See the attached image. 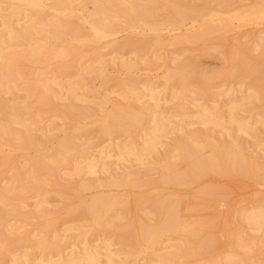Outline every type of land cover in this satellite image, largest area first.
Here are the masks:
<instances>
[{
    "label": "rangeland",
    "instance_id": "rangeland-1",
    "mask_svg": "<svg viewBox=\"0 0 264 264\" xmlns=\"http://www.w3.org/2000/svg\"><path fill=\"white\" fill-rule=\"evenodd\" d=\"M211 3L210 11L196 19H188L182 23L157 21L155 25L126 23V14L114 9L110 15L118 27L114 34L103 36L96 41L98 37L94 39L91 28V22L95 18L93 12L96 0H76L64 12V15L75 21L80 17L85 18L84 21L80 19V22L86 34L90 36V40L80 43L77 52L72 54L55 55L46 60L26 62L23 65L28 70L18 73L16 83H9L5 80L7 87L0 85V95L11 104L22 108L19 121L12 124L13 128L18 131H27L31 140L35 141L33 145L22 148L20 145L11 146L4 138H0V147L6 153L13 154L15 159L13 166L18 167L21 173V177L14 184L10 180L15 175V170L12 165L6 166L0 170V185L8 188L9 193L5 192L8 195L14 194L15 197L20 195L21 198L18 199L25 204H20L21 212L14 211L10 215L12 211L9 208L12 206L0 202L1 223H6L7 225L4 224V226L7 227L9 224L22 225L20 233L13 235L8 232L7 227L4 228L0 224V234L3 233L0 239H3V236L5 239H9V236L10 239L19 238L17 239L19 243L14 245L15 247L7 248L4 254L2 251L0 264H16L15 258L20 253L31 255V258H41L44 255L42 249H37L38 247L36 248L32 242L38 238L37 227L43 225L47 219L56 220L59 236H64L66 228L70 226L78 227L74 233L89 230L90 222L78 218L71 221L64 208L69 203L75 204L82 198L89 199L98 193L126 198L127 209H129L127 219L131 220L141 216L147 222H156L161 218L157 213L144 215L140 212L141 207L149 206L150 200L165 198L176 200L175 209L181 222L194 223L196 227L205 222H216L218 226L214 229L215 237L221 242L225 241L224 245L220 249L204 254L203 249L194 250L195 244L190 241L192 238L180 231L181 225V229L164 235L165 237H162L153 248L141 251L133 248L134 244L119 229L108 227L105 231L95 233L97 235L92 233V238L90 237L92 241H89V244L84 242V239H80L82 241L77 239V242H82L78 245L73 240L75 247H72L71 243V245L67 242L61 243V245L67 246L68 244L69 246L63 255L67 256L72 251L83 253L84 248H88L90 249H87L88 252L96 249L100 252L103 262L99 261V264H162L154 253L165 255L167 252H175L176 247L182 246L191 252L198 253V256L185 260L191 264H214L216 260L228 264V258L234 253L239 256L247 255L252 261H256L257 258L264 260V232L250 229L244 219L250 211L264 208V177L255 180V178L232 177L217 172H208L202 176H196L185 184L164 182L161 179L164 174L170 172L162 170L160 161L174 160L173 155L179 152L175 148V142L181 136H185L183 135L184 130L203 131L208 137L221 143L231 142V136L234 135L243 146L244 154L255 157V159H264V126L256 124L258 118H264V91L260 101L254 103L245 99L251 93L249 87L264 86V73L243 71L235 56L237 52L255 59L264 57V2L230 0L226 4L216 3V1ZM7 5L5 0H0V17L10 12ZM43 11L42 15L47 19L54 15V11L47 6V2L44 4ZM209 18H215L213 22L224 27L220 33L199 42L176 41L195 32L201 22L208 21ZM25 23L26 20H21L19 25L23 26ZM42 36L44 38L38 45L58 46L59 49L61 45H70L72 40L68 37L66 42H62L61 39L57 41L47 33H43ZM20 49L17 48V50ZM187 56L194 58V62L209 72V76L212 77L208 85L189 81V92L184 91V84L180 80L167 79L168 73L175 65L174 60H182ZM125 61L136 63V66L126 69L123 66ZM68 65L72 68L67 69ZM90 65L93 66L91 71L101 67L100 65H103V68L91 74L85 73L82 68ZM49 79L53 80L54 92L47 95H51L52 103L42 105L40 103L42 91L37 89L33 95L31 94L32 96H29L27 90L31 85L36 87ZM122 81L136 86L144 94L141 100L133 101L135 106L148 107L152 103L151 97L159 96L157 100H160L156 104L160 107L158 109L159 121L163 124L160 133L163 137L160 139L158 148L154 150V155L146 152L141 163L136 161L134 156L125 157L124 161H117L118 151L113 148L117 143L125 144L135 140L140 146L143 137L152 133L155 128V120L152 116H150L151 120L144 121L142 125L138 124L137 130L133 133L102 135L97 128V124H100L103 119L98 106L94 107L97 110L95 116L85 118L67 116L61 105L68 96V92L74 89L79 96V102H83L84 106L94 104L93 102H97L98 98L103 96H109L108 98H111L113 102L118 101L121 99L119 91H121ZM165 89H168V92H164ZM224 91L227 93L223 94ZM104 107L107 110L111 109L112 101H108ZM207 107H215L224 119L219 124H205L202 112ZM7 110L9 111V108ZM233 118L239 123L246 121L254 124L255 128L249 132L250 134L239 132L237 122H233ZM66 139L73 140L84 150L86 146L90 147L84 151L85 154L82 156H76L80 162L81 171L76 169V160L63 162V164L52 162L50 159L57 154L56 148L60 142ZM100 152L106 159L96 165L94 174H89L88 164ZM45 163H51V169L49 166L42 169L43 165H47ZM176 167L181 172L186 171L188 162L178 161ZM128 170L136 172L133 177L138 181L136 184L99 185L98 181L102 180L105 174L116 176ZM144 170L147 172L141 173ZM33 172L38 177L40 176L41 180L44 179L40 188H34L32 175L36 174ZM75 173L77 175H74ZM71 175L75 178H71ZM84 179L94 180L95 184L88 189L80 190L77 184ZM27 184L32 185L33 188H27ZM205 192H211V194ZM41 198L48 199L46 207L51 212L55 211L51 216L48 215L49 218L35 216L36 205L42 200ZM117 209L118 207L112 208L114 215ZM51 234L52 239L54 232ZM241 235L245 238L254 235L259 240L256 245L255 243L250 244L248 249H244L233 243V240ZM1 245L0 248L3 249L4 246ZM24 259L26 260L27 257L21 256L20 260L25 261ZM178 262V264H183V260ZM238 264H243V261Z\"/></svg>",
    "mask_w": 264,
    "mask_h": 264
},
{
    "label": "bare ground",
    "instance_id": "bare-ground-1",
    "mask_svg": "<svg viewBox=\"0 0 264 264\" xmlns=\"http://www.w3.org/2000/svg\"><path fill=\"white\" fill-rule=\"evenodd\" d=\"M5 1L8 4L7 7L10 9V12L0 17V85H4V87H7L4 83L5 80H7L9 83H16L18 73L26 72L28 70L25 65H23L24 63H31L40 59L46 60L55 55L62 56L70 53L72 54L77 52L80 43L90 40V36L86 34L80 22V19L84 21L85 18L80 17V19L78 18V20L75 21L70 17H66L67 15H64V12L70 6H72L76 0ZM215 1L216 3L219 2L226 4L230 0H96V5L93 12L95 18L91 22L93 37L96 39L97 36V41L103 36L114 34L116 28L118 27L110 15L114 9L126 14L125 21L126 23L130 24L139 25L140 23H144L155 25L157 21L182 23L188 19H196L205 12L210 11L209 7L212 4L211 2ZM45 2H47V6L54 11V15L50 19H47L44 15H42L44 12L43 10ZM259 2H264V0H259ZM108 5H110V7ZM209 19L210 20L208 21L204 20L201 22L195 32H192L185 38L181 40L178 39L176 41L185 43L199 42L205 38H209L211 36H215L217 33H220L224 27L214 23L215 21L213 22V20L215 18ZM21 20H26V23L23 26L19 25ZM43 33L51 34L57 41L61 39L62 42H66L68 37H71L72 40L70 41V45L68 44L69 46L66 44L61 45L60 49L58 46L49 47L38 45V43L44 38L42 36ZM17 48L21 49L17 50ZM235 56L237 57L240 67L243 71H253L258 74L264 73V57L255 59L247 54H241L237 52L235 53ZM174 61L175 65L168 73L167 79L180 80L184 84L185 92H189V81H196V83L200 85H208L212 80V77L208 74L209 72L205 71L196 62H194V58L192 59L191 57L187 56L182 60L175 59ZM135 64L136 63L127 61L123 62V66L126 69L134 68L136 66ZM100 66L101 67H98L97 69L94 68L92 71V65L84 66L82 69L85 71V73L88 72V74H91L93 71L96 72L102 70L103 65ZM71 68V65L67 66V69ZM84 78L85 77H83V79ZM52 86L53 80L49 79L43 82V84L36 86L37 88L33 85L29 86L27 91L30 96L31 94L33 95L37 89H40L42 91V93L40 91L42 97V99H40V103L42 105H49L52 103L50 99L51 95L47 94L54 92ZM260 86L261 85L255 87L253 85L249 87V91L251 93L248 97L246 96V98H244L247 99V101L254 103L260 101L262 98L261 94L264 91V86ZM120 89V100H115L113 102L111 98H108L109 96H103L102 98H98L97 102H93L94 104L87 106H84L83 102H79V96H77L75 89H70L71 93L68 92V96L63 100L61 105L65 109L67 116H81L85 118L95 116L97 114V110L94 107L98 106L102 113L101 116L103 119L100 124H97V128L102 135H112L113 133H133L134 130H137V126L140 124L142 125L144 121L146 122L147 120H151L150 116H152V119L155 120V128L152 130V133L143 137L142 144L140 146L136 144L137 141L135 140L125 144L117 143L115 144V148H113L118 151L117 161H122L128 156H134L135 160L141 163L145 158L146 152H149L150 155H154V150L158 148L160 139L163 137L160 133V130L163 128V124L159 121L158 109L160 107L156 104V102L160 101L157 100L159 96H156V98L151 97L152 103L149 104L148 107L135 106L133 101H139L144 97L141 89L125 81L120 83ZM164 92H168V89H165ZM222 93L226 94L227 91ZM108 101H112V108L107 110L104 109V106ZM7 108H9V111ZM233 109L234 107L231 109V111ZM21 112L22 108L11 104L8 100L0 95V138H4V140L8 141V144L11 146L20 145L23 148L27 147L28 145H33L35 141L33 140V142L31 140L32 138L27 131H18L12 126V124L19 121V118L22 114ZM10 114H12V116H8ZM202 118L205 120V124H219L220 121L224 119L219 110H217L215 107L204 108L202 112ZM232 121L237 122V131L239 132L249 133L253 131V128H255L253 126L254 124L247 123L246 121L244 123H239V121L235 118H233ZM256 124L264 126V118H258L256 120ZM183 135L185 136H181L175 142V148L179 152L173 155L174 160L172 161V159H163L160 161V165L163 168L162 170L165 172H170L169 174H164V176H162L161 179H163L164 182L185 184L192 181L196 176H202L208 172H217L222 175L232 177L255 178V180L257 178L262 179L264 177V159L259 160L257 157V159H255V157H249L244 154L243 146L234 135L231 136L232 141L226 143H221L218 140H214L213 138L208 137L205 132L200 130H184ZM87 148L90 147L86 146L85 150ZM85 150L82 146L76 145V142L73 140L66 139L60 142V145L56 148L57 154H55L54 157H51L50 159H52V162L59 163H68L76 160V169L78 168L81 171L82 168L80 167V162L78 161L77 157L85 154ZM104 159H106L105 156H102V152H100L98 156L88 164L89 174H94L96 171V165L99 162H104ZM178 161L188 162V168L186 171L181 172L178 170L176 167ZM14 162L15 159L13 158V154L6 153L0 147V170L6 166L12 165L13 169L15 170V175H13L10 181L16 184L18 178L21 177V173L18 167L13 166ZM45 164L47 165H43L42 169H46L48 166L51 169V163ZM146 172L147 170H144L141 173L145 174ZM135 173V171L128 170L116 176L113 174H105L104 178L98 182L99 185L108 186L136 184L138 181L133 179ZM74 175H77V173ZM74 175H71V178H75ZM32 177L34 178L35 183L34 188L42 185L41 182L44 179L41 180V177H38L37 174L35 176L32 175ZM20 180H22V178ZM94 184V180L84 179L80 180L77 185L81 190L88 189ZM26 187L30 188L32 185L27 184ZM7 189L8 188L0 185V202L12 206V208H9L12 212H7L11 215L14 213V211L18 212L20 209V204H22L23 201L18 199L21 198L20 195H17V197H15L14 194H12V196L8 195L7 193H9V191H7ZM205 193L211 194V192ZM45 199L37 202L35 216L38 218L40 216H47V218H49L48 215L51 216V214L55 212H51L50 209L46 207L49 201H47L48 199ZM175 203L176 200L169 198L162 200H150L149 206L141 207L139 209L140 212H142L144 215L157 213L161 218L156 222H147V220L141 216L131 220L127 219V212L129 209H127V200L124 197L113 196L107 193H98L89 199L82 198L75 204H67L64 209L71 221L76 218L84 219L91 223V228L81 233H74L75 229H78V227L70 226L66 228L64 236H59L57 233L58 230L56 229V220L47 219L43 225L37 227L36 231H38V238H35V241L32 242L36 248L38 247L37 249H42L44 255H42L41 258H31V255H22V253H20L15 258L16 264H99V261L101 262L103 257H101L102 255L99 254L100 252L97 251V249L95 251L88 252L90 249L87 248V250L84 248L83 253L72 251V253L70 252L71 254L69 253L67 256H65V254L63 255V253L68 249V244H72V247H75L76 245L82 243L80 242L82 241L80 239H84V242L88 243L89 241H92V239L90 240L92 233L93 235H97L99 232H101V230L105 231L108 227L119 229V231H121V233H123V235L129 239L132 244H134L133 248H138V250L141 251L153 248L161 241L162 237H165L164 235H167L176 229H181V225L182 229L180 231H183L187 236L192 238L190 241L195 244L194 250L203 249L204 251L202 253L204 254L206 252L223 247L225 241L221 242L217 239V237H215L216 233L214 232V229L218 226L216 222H205L199 227H196L194 223L181 222L175 209ZM23 205L25 204L23 203ZM113 207H118L115 215L113 214ZM19 212L21 211L19 210ZM1 219H3V217ZM244 219L250 229L256 232H264L263 207L250 211L245 215ZM222 222L224 223V220ZM0 224H2L1 221ZM4 224L6 223H3L2 226L4 228L7 227L4 226ZM9 225L6 229H8V232L13 235L17 234L22 229L20 227L22 225L20 224H16L17 226ZM221 226H223V224H221ZM53 232L54 236L51 239L50 234ZM2 234L3 233L0 234V238ZM52 235L53 234H51V236ZM2 238L3 239H0V245L3 244L1 246L4 247L3 249L0 248V256H3L2 251H4V254L7 248L19 243V238L17 237H13L14 239L16 238V240L12 238L10 239V236L9 239H5V236ZM77 239L80 241L77 242ZM20 240L22 239L20 238ZM73 240L76 241V245L72 243L74 242ZM258 240L259 238L254 237V235L249 238H245L243 235H241L238 238H235L233 240L234 242L232 240L230 241L235 243L237 246L248 249L250 244L254 245L255 243L256 245ZM65 242L68 243H66L67 246L63 245ZM61 243L63 244L61 245ZM73 244L75 246H73ZM154 255L158 257V261L162 262V264H178L179 260H183V264H191L189 261L185 262V260L189 259V257L198 256V253L191 252L187 248L178 246L176 247L175 252H167L165 255L154 253ZM21 256H25L27 259H24L25 261H21ZM240 261H243V264H264V260L259 258H257L256 261H252L247 255L239 256L236 253L232 254L228 258L227 263L238 264ZM214 264L223 263L221 260H216Z\"/></svg>",
    "mask_w": 264,
    "mask_h": 264
}]
</instances>
